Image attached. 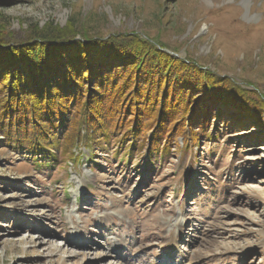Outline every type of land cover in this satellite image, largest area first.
I'll return each instance as SVG.
<instances>
[{
  "label": "rangeland",
  "instance_id": "1",
  "mask_svg": "<svg viewBox=\"0 0 264 264\" xmlns=\"http://www.w3.org/2000/svg\"><path fill=\"white\" fill-rule=\"evenodd\" d=\"M41 31L139 37L264 101V0H0V38ZM221 108L151 173L113 144L49 172L0 145V264H264V131Z\"/></svg>",
  "mask_w": 264,
  "mask_h": 264
},
{
  "label": "trees",
  "instance_id": "2",
  "mask_svg": "<svg viewBox=\"0 0 264 264\" xmlns=\"http://www.w3.org/2000/svg\"><path fill=\"white\" fill-rule=\"evenodd\" d=\"M46 32L20 43L0 38V145L39 171L64 161L92 163L93 150L106 155L113 144L111 161L127 166L145 151L143 170L151 173L178 137L184 152L197 146L198 134L209 137L204 108L235 109L226 121H253L264 131V101L255 93L164 46ZM113 45L136 54L105 50ZM80 147L88 157L75 155Z\"/></svg>",
  "mask_w": 264,
  "mask_h": 264
}]
</instances>
